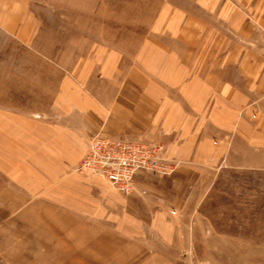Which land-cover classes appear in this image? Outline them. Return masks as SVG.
<instances>
[{
	"label": "crops",
	"instance_id": "obj_1",
	"mask_svg": "<svg viewBox=\"0 0 264 264\" xmlns=\"http://www.w3.org/2000/svg\"><path fill=\"white\" fill-rule=\"evenodd\" d=\"M188 1L197 10L169 3L154 24L172 45L143 40L126 72L113 49L91 61L107 86L61 72L59 119L0 111L10 181L0 207L20 227L0 229L6 264H189L196 198L223 169L264 165V0ZM30 5L0 0V35L33 49ZM96 134L154 141L178 167L141 172L124 194L75 168Z\"/></svg>",
	"mask_w": 264,
	"mask_h": 264
},
{
	"label": "rangeland",
	"instance_id": "obj_2",
	"mask_svg": "<svg viewBox=\"0 0 264 264\" xmlns=\"http://www.w3.org/2000/svg\"><path fill=\"white\" fill-rule=\"evenodd\" d=\"M30 2L39 26L36 47L29 49L13 37L0 35V111L23 110L38 120L59 119L54 103L61 72L91 73L90 91L107 86L109 81L99 76L100 64L94 66L92 60L113 49L123 55V70L134 66L143 40L165 39L171 45L177 41L172 33L153 31L165 5L197 10L188 0ZM118 80L117 76L112 83L117 85ZM8 153L7 144H0V192L10 184L4 171ZM110 161L118 160L111 156ZM196 199L199 202L191 212L193 238L186 263L264 264V165L257 169H223ZM4 204L0 207V229L18 228L13 216L8 220ZM0 264H6L3 247Z\"/></svg>",
	"mask_w": 264,
	"mask_h": 264
},
{
	"label": "built area",
	"instance_id": "obj_3",
	"mask_svg": "<svg viewBox=\"0 0 264 264\" xmlns=\"http://www.w3.org/2000/svg\"><path fill=\"white\" fill-rule=\"evenodd\" d=\"M117 162L110 161V157ZM178 162L164 156L163 147L151 140L136 137H110L96 134L77 169L92 171L103 177L112 188L124 194L138 190L136 176L141 172L170 175Z\"/></svg>",
	"mask_w": 264,
	"mask_h": 264
}]
</instances>
